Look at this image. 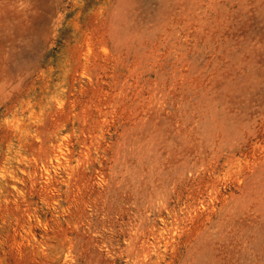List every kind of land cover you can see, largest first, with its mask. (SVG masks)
Returning <instances> with one entry per match:
<instances>
[{
    "label": "rangeland",
    "instance_id": "374dc122",
    "mask_svg": "<svg viewBox=\"0 0 264 264\" xmlns=\"http://www.w3.org/2000/svg\"><path fill=\"white\" fill-rule=\"evenodd\" d=\"M0 264H264V0H0Z\"/></svg>",
    "mask_w": 264,
    "mask_h": 264
}]
</instances>
